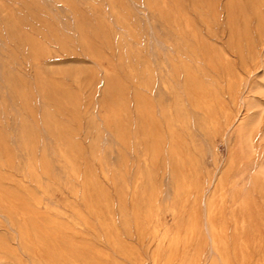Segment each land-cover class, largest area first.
<instances>
[{
	"label": "rangeland",
	"instance_id": "obj_1",
	"mask_svg": "<svg viewBox=\"0 0 264 264\" xmlns=\"http://www.w3.org/2000/svg\"><path fill=\"white\" fill-rule=\"evenodd\" d=\"M0 264H264V0H0Z\"/></svg>",
	"mask_w": 264,
	"mask_h": 264
},
{
	"label": "bare ground",
	"instance_id": "obj_2",
	"mask_svg": "<svg viewBox=\"0 0 264 264\" xmlns=\"http://www.w3.org/2000/svg\"><path fill=\"white\" fill-rule=\"evenodd\" d=\"M168 242V241H167Z\"/></svg>",
	"mask_w": 264,
	"mask_h": 264
}]
</instances>
